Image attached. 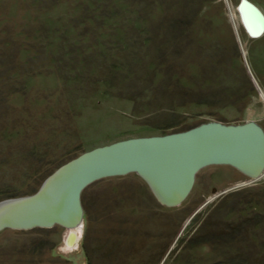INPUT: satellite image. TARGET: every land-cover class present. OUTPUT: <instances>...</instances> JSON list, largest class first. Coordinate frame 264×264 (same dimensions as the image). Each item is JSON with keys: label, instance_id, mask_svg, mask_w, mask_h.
<instances>
[{"label": "rangeland", "instance_id": "374dc122", "mask_svg": "<svg viewBox=\"0 0 264 264\" xmlns=\"http://www.w3.org/2000/svg\"><path fill=\"white\" fill-rule=\"evenodd\" d=\"M55 1L34 2L47 8ZM246 1L264 15V0ZM240 2L213 0L206 5L205 18L190 31L183 44L188 47L184 62L174 63L178 75L171 79L164 73L167 64L152 65L153 47L137 49V6L124 5L127 12L136 11L130 17L122 12L103 24L99 18L84 26L79 24L85 14L81 4L90 6L89 0H59L40 21H31L32 9L29 17L15 10L11 27L23 32L10 38L21 43L19 48L33 46L36 51L33 61L21 52L26 95L12 101L22 112V134L0 135V198L38 190L43 175L56 166L122 140L183 132L207 122L254 121L264 130V33L257 39L245 33L237 12ZM43 19L61 37L49 48L42 42L45 29L35 31L43 27ZM171 54L167 59L173 60ZM132 58L137 62H129ZM37 72L42 74L32 76ZM35 138L45 140L44 147L37 145L39 153L51 151L44 159L29 154L38 143ZM237 192L240 195L224 198ZM81 203L83 227L72 247L65 246L68 233L60 226L5 229L0 232V264H25L30 254L27 264H229L227 254L241 257L242 264H264V225L243 223L255 221L256 215L264 219V177L250 182L231 167H206L197 174L189 196L169 208L143 180L129 174L88 186ZM205 213L210 215L208 230L217 237L214 245L203 243L205 230L197 234ZM229 224L230 229L243 226V234L233 242L223 237Z\"/></svg>", "mask_w": 264, "mask_h": 264}, {"label": "water", "instance_id": "95a60500", "mask_svg": "<svg viewBox=\"0 0 264 264\" xmlns=\"http://www.w3.org/2000/svg\"><path fill=\"white\" fill-rule=\"evenodd\" d=\"M226 6L242 61L250 74L227 2ZM237 12L245 33L251 39L260 38L264 33V15L260 10L241 0ZM248 12L255 23L248 19ZM209 166L231 167L250 182L262 179L263 128L254 121L207 122L183 132L131 138L95 148L59 167L33 195L0 201V232L60 226L68 233L65 240L68 247V237L71 234L77 237L82 230L81 195L93 183L135 174L160 204L172 208L188 197L198 171Z\"/></svg>", "mask_w": 264, "mask_h": 264}, {"label": "trees", "instance_id": "16d2710c", "mask_svg": "<svg viewBox=\"0 0 264 264\" xmlns=\"http://www.w3.org/2000/svg\"><path fill=\"white\" fill-rule=\"evenodd\" d=\"M34 1L35 0H32L29 3H27V1L24 0L22 2L19 1L20 3H18V1H14V0H0V24H1V28H0V46H1L0 48V124H2V127L0 128V135L4 133L11 135V133H13L17 137H19L22 134L21 131L23 130L24 127H22V125L19 126V122H22L21 121L22 112L15 110V107L12 105V101L14 97L16 96L26 95V90H25L24 82H23L25 71L23 70V67H22L23 61L21 60V57H20L21 52L25 51L28 55L29 60L31 59L33 61V57H34L33 53H35L36 51L35 47L33 46L19 48L21 43L17 44L15 41H13L10 38V36L12 35L15 36V34L17 35L19 32H23V31H16V29L14 30L11 27L14 21V18H13L14 15L12 13H15V10H22V11L24 10L25 16L29 17V16H32L30 15L31 14L30 9H32V11L34 12V16H32L31 21L32 20L38 21L39 18L46 16V12H49L52 7L55 8V5L53 6V4H56L59 2V0H56L55 2H52L53 4L52 5L50 4V6L47 8H39L36 6L38 3ZM89 1L91 3L90 4L91 7L89 5L81 4L83 11L85 13L83 15V18L81 19L82 21L79 23L81 24V26H84L83 23L86 21H94L95 19L98 20L100 18L101 24H103V21L105 20H111L112 18L118 17L120 13L127 12L124 7L125 4L131 5V6L132 5L137 6V8H140L141 10L139 11V13L137 9V16H136L137 19L133 20L134 22L137 23V29L134 27V30H137V36L138 37L140 36V42L138 43L137 41V49L138 48L140 49L146 46L153 47L155 49L156 58H153L152 65L158 66L159 64L160 66H164L167 64L166 65L167 67L164 73L168 79H171L173 76L178 75L176 73L177 66H174L175 65L174 63L178 62L180 64V62H184V57L186 56V51L188 48L187 46L186 47L183 46L184 42L186 40H189L190 31L194 29L196 25L200 24L202 18H205V16H203L204 12L206 11L205 7L208 3L212 2L213 0H123L120 3L118 0H89ZM5 6L7 7L6 10L2 11V9H5ZM37 10H40V13H38ZM96 10L97 11L100 10V12L101 11L102 12L100 14H94L93 11H96ZM37 13H38V16H37ZM127 13L129 14V17H130V13H136V11L130 8V11H128ZM43 23H44L43 27L40 28V25H41L40 24L39 25L40 29L35 30V31L40 32L45 29L44 32H46L47 37L42 39V42H44L45 46L49 48V47L54 46L56 42L59 41L58 39H60L61 37H57V34H55L56 27H54L55 29H48L46 19H43ZM2 24H3V27H2ZM71 29H73V27H71ZM86 32L87 31H85V33ZM78 37L80 38V36ZM85 39L86 37L84 34L82 40L85 41ZM97 39H98L97 37H94L93 41L94 40L97 41ZM169 54L172 55L173 60L175 61L171 60L170 58L167 59ZM31 55H33V57ZM178 58H181V59H178ZM29 60H26V61H29ZM130 61L135 62L136 59L132 58L131 60H129V62ZM114 67H117V66H112L111 68H114ZM118 67L121 68V66H118ZM157 72L158 71H156V73ZM50 73H55V72L53 71ZM41 74L42 73L37 72L32 76L41 75ZM36 137H38V134L36 135ZM35 140L38 141L37 138H35ZM44 141L39 140L36 145L31 146L29 154L31 155L33 153V155L35 154V156H39L40 158H43V159L46 158V156L50 154L51 151L46 150L43 154H41L39 153V149L37 147V145L39 146V144L41 147H44L45 146ZM62 165L63 164H60L56 166L51 172L49 171L48 173L44 174L43 177L41 178L42 183L47 177H49L53 172H55ZM0 166H3L2 163H0ZM37 191L38 190L28 191L27 193L23 194L24 195L23 197L33 195ZM238 195H240V193L238 192L231 193L225 196L224 198L226 199L228 197H234ZM18 197L19 196L17 194H9L7 196H4V198H0V201L5 200V199L18 198ZM232 212L233 211L231 210V211H228L227 213L229 214ZM199 217H200V214L196 216L195 220H198ZM208 217H210V215L205 213V217H204L205 219L203 218L205 224L202 227L200 226L199 230L197 231V234L205 230L206 241H204L203 243H210L211 241V245H214L213 242L217 237L214 236L215 235L214 232H212L211 230H208L209 225L206 224V222L209 221ZM260 217H261L260 215H256L255 221L253 220V222H249L248 219H245L243 223L245 225L246 224L250 225V227H253V228L261 227L262 225H264V219H263L264 217L262 218L263 220H261ZM230 225L231 224L228 225V228L226 229V233L223 234V237L230 240V242L231 241L233 242V238L240 237L241 235L239 234H243L240 229L243 226L242 225L236 226L234 224V226L232 225L230 229ZM38 230H41V229H38ZM33 250H35V247L30 249L31 253L34 252ZM30 255H31V258L26 259L25 264L31 262V259L33 258V254H30ZM226 258L227 260H230L229 264H242L241 262L238 261V259L241 257L231 256L230 254L229 255L227 254ZM262 258L259 257L257 261L259 260L261 261ZM261 262H264V259H262Z\"/></svg>", "mask_w": 264, "mask_h": 264}, {"label": "bare ground", "instance_id": "6f19581e", "mask_svg": "<svg viewBox=\"0 0 264 264\" xmlns=\"http://www.w3.org/2000/svg\"><path fill=\"white\" fill-rule=\"evenodd\" d=\"M248 14H249V12H248ZM248 19L251 21V23H255V18H253L251 14L248 15ZM263 99H264V95H263ZM209 167H210V166H209ZM205 168H206V167H205ZM203 169H204V168H203ZM201 170H202V169H201ZM201 170H200V171H201ZM200 171H198V173H199ZM198 173H197V174H198ZM197 174H196V176H197ZM190 193H191V192H190ZM188 196H189V195H188ZM75 239H76V235H74V234H71V235L68 237L67 242H68V247H69V248H70L71 245L74 243Z\"/></svg>", "mask_w": 264, "mask_h": 264}]
</instances>
